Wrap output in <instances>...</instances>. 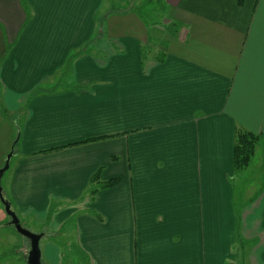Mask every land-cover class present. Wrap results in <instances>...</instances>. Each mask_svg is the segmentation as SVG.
I'll return each instance as SVG.
<instances>
[{
  "label": "crops",
  "instance_id": "1",
  "mask_svg": "<svg viewBox=\"0 0 264 264\" xmlns=\"http://www.w3.org/2000/svg\"><path fill=\"white\" fill-rule=\"evenodd\" d=\"M160 2L154 25L96 23L108 0H0L2 185L19 219L48 226L49 264H81L60 248L69 228L84 264H264V0ZM238 127L263 138L236 173ZM99 171L120 183L82 200Z\"/></svg>",
  "mask_w": 264,
  "mask_h": 264
},
{
  "label": "trees",
  "instance_id": "2",
  "mask_svg": "<svg viewBox=\"0 0 264 264\" xmlns=\"http://www.w3.org/2000/svg\"><path fill=\"white\" fill-rule=\"evenodd\" d=\"M108 1H109V3H112V4L110 5V7H108V10L105 11L107 16L105 14H101V15L99 14V16L97 17V20L100 19V22L104 21V19H107V17H109V15H111V14H113V15H116V14L126 15V14H129L132 12H136V8H138L137 5L133 4V0H126L125 2H118L116 0H108ZM149 1H151V2L155 1L156 6L159 8V9L157 8V12L159 13V17L157 19L153 20L152 24H154V25L161 24L160 19H161L162 15L164 14V12L166 11V7H165L164 3L163 2L161 3L160 2L161 0H149ZM155 12L156 11H154V13ZM178 27H179L178 23L173 22V23H170V24L165 26V31H167V33L170 36H175ZM100 36H101V29L99 30V33L96 34V37L92 38V40L90 41V44L93 43L95 40H98ZM154 44L155 43L153 42V37L152 36L149 37L147 40V43L144 45V52L146 54H147V52H150V50ZM87 47H88V45H84L81 47L80 50L76 49V50H72L70 52L68 59L66 61V64L62 70V77L57 82L58 84L59 83L60 84L71 83V78H72L71 73H72L73 62L77 58H79V57L83 56L85 53H87V52H85ZM59 87H60V85H58V88ZM68 87H71V86H68ZM262 138H263V136L261 134H256V133L251 132V131L243 128V127L237 128L236 136H235L234 152H233V166H234V170L236 173L239 171H242V170H244L250 166V164L253 160V157L255 155L257 145L259 144V142L261 141ZM100 139H102V138H96V139L90 138V139H87L83 143L94 142V141H98ZM11 153L13 154V152H11ZM120 181H121L120 178H112V179H109L107 181H103V180H101L100 171H99L96 174H94L93 177L91 178L89 188L86 191L82 200H84L86 197H88L90 200H94L99 191L112 188V187L118 185L120 183ZM6 195L7 194L5 192V198L9 201V199ZM53 203H55V202H53ZM53 203L51 204V208L49 211V217H51L52 215L57 213L59 210L58 205H57V207H54ZM10 204H11V202H10ZM11 206H12V204H11ZM12 209H13V207H12ZM94 216H96L97 219L99 218L98 214L97 215L94 214ZM8 225L12 226L10 223H8ZM67 258L68 257H66V259Z\"/></svg>",
  "mask_w": 264,
  "mask_h": 264
},
{
  "label": "rangeland",
  "instance_id": "3",
  "mask_svg": "<svg viewBox=\"0 0 264 264\" xmlns=\"http://www.w3.org/2000/svg\"><path fill=\"white\" fill-rule=\"evenodd\" d=\"M25 1V0H24ZM26 13L28 15L29 19L30 15H31V11L30 9L27 7L26 3ZM137 6L138 8H136V12L142 17V19L147 23L150 20H155L159 17V13L157 12V6L155 1L151 2L149 0H144V3L141 5V3L137 2ZM155 9V10H154ZM159 9V8H158ZM154 11H156L154 13ZM99 16V14L95 17L96 23H98L97 17ZM1 87H0V94H1ZM262 145H260L261 147ZM258 147V146H257ZM259 147V148H260ZM257 149V148H256ZM260 152H258L257 157H256V161L259 157ZM256 161L254 162V164L256 163ZM253 164V166H254ZM239 181H237V185H239ZM264 184V178L261 177L260 180V184L258 185H263ZM250 194V193H249ZM251 197H254L255 195L259 196V193H252L250 194ZM55 202V201H54ZM58 203V202H57ZM56 202L53 203L54 207H57L62 205V204H57ZM0 207L2 208L3 212L5 213V216L7 217V219H9L8 215L6 214V211L4 209V206L2 205V203L0 202ZM240 205V206H239ZM238 208L239 210H241V206L242 204H239ZM51 208V206H50ZM90 212L92 213V217H94L95 219H97L95 215H97V211L95 210H90ZM29 220V219H28ZM20 221L22 223V225L30 230L31 232L35 233V234H42L47 233L48 231V226L44 227V229H42L43 232L41 231V228L36 225L34 222H27V220L21 219ZM76 224V219H70L65 227H64V231H66V229H68L69 227H73ZM3 226V225H2ZM68 230H70V243L69 245L67 244L66 246H64V244L58 242V239H56L57 237L55 236L54 238L56 239L55 241L60 243V248L63 249V252L65 254H73L74 258L81 264L85 263V257H83V255L80 253L77 245H76V241L74 239V234L72 233V229L69 228ZM69 242V241H68ZM47 238L43 237V239L40 242V248L42 250L43 256H42V262L43 264H49L45 258V250H47ZM66 244V243H65ZM30 249V241L23 237L22 235H20L13 226H6V227H0V262L3 263H7V264H28L27 263V257H28V252Z\"/></svg>",
  "mask_w": 264,
  "mask_h": 264
},
{
  "label": "water",
  "instance_id": "4",
  "mask_svg": "<svg viewBox=\"0 0 264 264\" xmlns=\"http://www.w3.org/2000/svg\"><path fill=\"white\" fill-rule=\"evenodd\" d=\"M13 154L10 153L5 161L4 166L0 169V201L4 206L6 214L10 218V224L15 228V230L22 235L23 237L27 238L30 241V249L28 252L27 263L28 264H43L42 262V251L40 248V241L43 237L42 234H35L30 230L26 229L19 217L17 216L16 212L12 209L10 202L5 198V192L2 186V179L6 171L9 170L11 159Z\"/></svg>",
  "mask_w": 264,
  "mask_h": 264
}]
</instances>
